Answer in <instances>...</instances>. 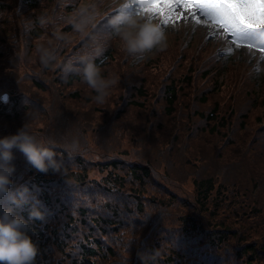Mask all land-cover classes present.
Instances as JSON below:
<instances>
[{"label":"trees","instance_id":"1","mask_svg":"<svg viewBox=\"0 0 264 264\" xmlns=\"http://www.w3.org/2000/svg\"><path fill=\"white\" fill-rule=\"evenodd\" d=\"M8 1L12 0H0V13L11 10ZM40 1L16 0V11L11 13V20L7 22L8 32L0 23V67L18 61L28 51L31 39L44 40L50 35L51 26L63 18L70 21L69 25H73V21L74 25L75 21H94L90 15H81L75 20L71 9H76L77 0H66L67 3L55 0L47 10L48 17L43 18L39 11L44 5L41 7ZM103 14L104 19L101 18L97 28L69 55L66 54L67 47L57 38L35 64L38 66L23 68L21 75L15 71L8 75L11 70L8 66L9 69L0 74V94L6 95L4 102L0 100V138L16 134L24 124L28 128L34 127V121L26 114H29V104L33 103L35 94H39L35 98L44 103L46 96L43 93L46 92L50 97L48 105L57 116H61L63 110L71 116L84 110L87 98L79 97L77 92L88 91L93 96L95 93L82 82L80 75L74 71L66 74L65 70L69 66L76 67L80 56L95 55L96 49H100L95 62L102 75L111 76L107 72L109 59L105 58L108 53L102 50L104 46L98 48L95 41L102 34L106 37L112 34L110 22L117 14L111 7ZM88 42L93 44L89 48L85 47ZM203 44L204 41L199 43L200 46ZM23 49L26 51L21 52ZM130 56L133 55L127 54V58ZM216 56L213 54L205 62L199 59L194 62L201 65L199 70L205 74H210L207 72L210 70L218 72L220 67ZM154 74L150 73L149 77ZM170 75L165 74L156 95L145 86L149 87L146 79L145 82L137 81L134 87L128 85L130 99L124 104L138 107L142 114L148 106L145 97L150 96L155 98V104H162L160 108L167 125L172 122L177 106V111L180 110L177 122L183 115L187 117V108H179L186 95L177 93ZM252 76L249 75V79ZM245 85L250 86L243 81L241 86ZM60 86L68 87L70 93L58 90ZM249 92L250 95L257 94L253 83ZM201 98L199 102L202 103ZM246 111L244 108L233 120L232 108L220 109L214 102L208 109L191 113L199 123L194 134L203 137L200 138L201 150L207 158L206 164L210 165L207 174L202 175L204 167H201L196 172L199 175L187 177L192 191L183 187V181L172 183L159 176L150 163L128 160L117 151L96 160L85 158V152L77 145L71 147V144L77 142L79 145V140H83L80 133L85 131L78 123L58 131L54 138L49 136V127L42 131L28 129L38 142L53 146L64 163L61 172L40 173L14 150L13 189L26 186L46 213L45 221H30L33 232L29 235L40 250L36 264H55L54 260L63 264H264V236L259 226L264 222V167L260 169L253 159L251 147L243 148L238 140ZM32 114L41 116L35 111ZM47 118L41 116L46 126ZM100 128L99 132L112 140L113 129L107 127L101 131ZM173 129V138L180 134L186 144L190 130H183L181 126V132L176 135L177 127ZM257 132L252 141L264 143V127ZM212 166L223 169L213 172L215 168ZM218 174H222L223 182H226L223 184L240 193L239 202L220 193ZM227 178L237 180L229 182ZM22 215L28 218L27 208Z\"/></svg>","mask_w":264,"mask_h":264},{"label":"rangeland","instance_id":"2","mask_svg":"<svg viewBox=\"0 0 264 264\" xmlns=\"http://www.w3.org/2000/svg\"><path fill=\"white\" fill-rule=\"evenodd\" d=\"M64 2L67 3L66 0ZM132 2L133 0H77L76 9H71V15L75 14V20L80 18L81 15H90L94 19L93 22L81 20L84 23L75 21L76 25H74L73 21V25H69L70 21L63 18L62 21L51 26L50 35L48 34V37H45L44 40L42 38L31 39L28 51L23 57L18 61L13 60L1 66L0 74L9 69L8 66L11 69L7 72L8 75L12 71H15L17 75H21L23 68L31 69L38 66L35 64L42 59L46 51L50 50L57 38L63 42L65 48L67 47L65 50L66 54L69 55L81 46L83 39H86L94 28H97L101 23V18L104 19L103 12L108 7H111L113 11L116 10V16L118 17L129 13L125 6ZM7 3H11V10L0 13V23L1 26L4 24L3 28L6 32H8L7 22L11 20V13L16 11L15 4L18 2L12 0ZM40 3L41 7L44 6L40 8L39 13L43 18H47V10L51 8L49 6L55 3V0H41ZM134 7L138 6L134 5ZM178 11L182 15L167 25L162 23L159 15L151 20L158 23L166 33V45L162 49L156 48L127 58L128 53L124 50L123 44L115 35L113 28L110 36L106 37L102 34L96 39L95 45L98 48H102L101 45L104 46L102 50L108 53L105 58L109 59L107 72L111 77L118 80L117 85L110 90L106 103H93V95L88 91L83 92V90H80V92H77L78 96H83L88 101L87 104H84V110L77 113L76 116H71L63 110L62 115L57 116L48 105L49 95L44 92L45 102L40 103L35 98V95L39 94H35L33 95V103L29 104V114H26L34 121V127L28 129L42 131L43 128L49 127V136L54 138L58 136V131L71 128L72 123H78L85 131V133H80V138L83 140H79V145L77 142L71 144V147L77 145L79 149L85 152V158L96 160L102 155L117 151L118 154H123V157L128 160L150 163L151 167L157 173H160L159 176H163L172 183L183 181V187L187 191H192L191 186L186 181L187 177L199 175L196 172L201 167H204L203 174H201H207L210 165L206 164L207 158L203 156L204 151L201 150L203 144L200 138L203 137L198 133L194 134V130L199 126V123L191 116V113L208 109L216 102L220 109L232 108L234 112V115H232L233 120L237 118L240 111L247 108V116L242 123L243 129L238 140L243 148L244 146L251 147L253 159L260 165V169L264 167V143L262 141H252L258 133L257 131L264 127V60L261 59L264 52H261L258 47L238 46L232 42L222 28L208 23L203 18L200 19V23H196L190 12L183 9H178ZM131 15L141 20L148 19V14L143 12ZM201 41H204L203 46L199 45ZM92 45L91 42H88L85 47L89 48ZM10 46L13 51L12 45ZM24 51L26 50L23 49L21 52ZM213 54H218L216 57L219 61L220 70L218 72L210 70L207 71L210 74H205L201 69L199 70L201 65L198 66L194 61L197 62L199 59V61L205 62ZM188 66L189 70H187ZM150 73L155 74L149 77ZM167 73H170V76L174 79L177 93L186 95L181 100L179 108L181 106L187 108V111H189L187 117L183 115L180 121L177 122V113L180 111H177V106L176 115L174 114L171 117L172 122L167 125L160 108L162 104L160 102L155 104V98L150 96L145 97L148 106L142 114L138 107L124 104V101L130 99L128 85L134 87L137 81L143 80L145 82L146 79L149 87L145 86L151 94L156 95L158 93L157 89ZM249 75L250 77L253 75L252 79H249ZM243 81L244 83L247 81L250 86H241ZM251 83H253V90L257 94L250 95ZM58 90L63 93H70L68 87L60 86ZM58 95L61 96V94ZM200 98L204 102H199ZM34 104L41 106V108L34 107ZM32 111L38 112L42 118L44 116L48 117L46 119L47 126L41 116L32 114ZM50 115L52 118H50ZM91 126L92 130L90 129ZM181 126L183 130L185 128L190 130L186 144H184V138L180 134L173 138L175 132L173 128L177 127L176 135H178L181 132ZM107 127L113 129L111 132L114 134L112 140L107 134L99 132V128L101 131H105ZM55 128H57L56 132ZM250 131L251 134H249ZM234 142L238 145L237 141ZM178 145L180 150H178ZM187 149H189L188 152H186ZM213 168H215L213 172L223 169V167L216 168L212 166ZM218 176L220 179L218 182L221 183L220 193L234 197V201L239 202L242 198L240 193L238 191L233 192L234 187L223 184L226 182H223L222 174H218ZM227 179L229 182L237 180ZM239 180L242 179L239 178ZM162 188L164 189L163 186ZM259 226L262 227L260 233L264 236V222L260 223ZM54 261L55 264H63Z\"/></svg>","mask_w":264,"mask_h":264},{"label":"clouds","instance_id":"3","mask_svg":"<svg viewBox=\"0 0 264 264\" xmlns=\"http://www.w3.org/2000/svg\"><path fill=\"white\" fill-rule=\"evenodd\" d=\"M115 35L123 44L129 55L144 53L166 45V33L158 23L149 19H140L130 14H123L112 20ZM100 55L96 49L95 55H82L76 67H67L80 75L94 93V101L104 104L118 80L105 77L95 62ZM14 150L19 151L26 162L37 172L47 174L61 172L63 161L58 158L53 146L38 142L24 124L16 134L0 138V264H36L39 247L33 241L30 221H45L46 213L41 209L40 201L31 194L26 186L13 189L12 176L16 171L12 163L15 159ZM11 205V206H9ZM28 209V218L22 215Z\"/></svg>","mask_w":264,"mask_h":264},{"label":"snow or ice","instance_id":"4","mask_svg":"<svg viewBox=\"0 0 264 264\" xmlns=\"http://www.w3.org/2000/svg\"><path fill=\"white\" fill-rule=\"evenodd\" d=\"M125 8L130 15L147 13L149 20L159 15L164 25L180 17L178 9H183L196 23L203 18L222 28L234 44L264 52V0H133Z\"/></svg>","mask_w":264,"mask_h":264},{"label":"water","instance_id":"5","mask_svg":"<svg viewBox=\"0 0 264 264\" xmlns=\"http://www.w3.org/2000/svg\"><path fill=\"white\" fill-rule=\"evenodd\" d=\"M0 99H1L2 101H4V100H5V96L2 94V95L0 96Z\"/></svg>","mask_w":264,"mask_h":264}]
</instances>
